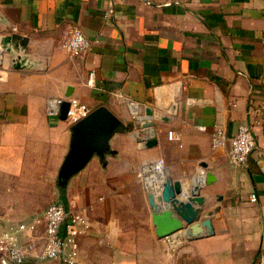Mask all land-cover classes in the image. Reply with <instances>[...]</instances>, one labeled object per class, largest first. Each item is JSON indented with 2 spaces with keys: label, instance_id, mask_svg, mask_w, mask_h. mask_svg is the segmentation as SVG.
Segmentation results:
<instances>
[{
  "label": "crops",
  "instance_id": "obj_1",
  "mask_svg": "<svg viewBox=\"0 0 264 264\" xmlns=\"http://www.w3.org/2000/svg\"><path fill=\"white\" fill-rule=\"evenodd\" d=\"M69 25L93 41L79 56L61 47ZM13 34L28 40L19 68L17 54L0 43V225L43 220L51 203L65 202L92 225L79 237L76 264L264 258V0H0V39ZM57 98L90 110L105 105L135 125L116 133L112 152L95 155L66 187L59 171L74 124L47 114ZM150 119L154 147L139 128ZM246 123L257 146L241 165L231 160L229 142L212 145V134L222 128L233 137ZM160 159L164 174L148 186L140 173ZM166 177L182 183L181 200L200 187L213 235H157L148 193L158 194ZM44 230L42 222L34 237ZM175 247L176 261L169 255Z\"/></svg>",
  "mask_w": 264,
  "mask_h": 264
},
{
  "label": "built area",
  "instance_id": "obj_2",
  "mask_svg": "<svg viewBox=\"0 0 264 264\" xmlns=\"http://www.w3.org/2000/svg\"><path fill=\"white\" fill-rule=\"evenodd\" d=\"M111 12L113 9L110 10ZM93 41L77 25H69L61 41L62 49L70 56H79L91 48ZM93 77V74H92ZM64 99L57 98L48 102L46 111L51 117L59 116ZM67 120L75 124L87 116L91 110L81 105L76 99H70ZM253 127L246 123L238 127L233 137H228L222 128H216L212 134L214 147H225L230 143V157L236 164H245L249 155L257 146ZM169 139H177L173 131H169ZM165 162L157 160L147 165L140 173L149 186L164 174ZM252 202L257 195L252 194ZM45 224L42 239L34 237L40 223ZM91 221L82 212H70L61 202L51 203L42 219L20 222L9 228L0 225V264H25L28 259L35 261L59 259L66 264H76L79 259V237L91 229ZM23 237H28L23 241ZM258 264H264L262 257Z\"/></svg>",
  "mask_w": 264,
  "mask_h": 264
},
{
  "label": "water",
  "instance_id": "obj_3",
  "mask_svg": "<svg viewBox=\"0 0 264 264\" xmlns=\"http://www.w3.org/2000/svg\"><path fill=\"white\" fill-rule=\"evenodd\" d=\"M27 38L19 34L7 35L0 39L3 49L11 54H17L13 59V67L23 66L25 57L20 54L27 48ZM71 103L64 100L60 117L67 120ZM147 115L152 116L151 109L146 110ZM134 123L126 126L105 105H100L75 123L71 129V145L59 171V184L66 187L71 177L80 172L96 155L101 159L112 152L110 141L116 133L134 128ZM155 126V121L146 120L139 125L143 136L141 141L147 147L158 144L157 138H148L150 128ZM209 180V179H207ZM184 189L180 181L166 177L160 184L159 193H148L149 204L153 209V221L157 227V235L167 238L180 231H184L188 240L202 236L213 235V225L210 217L202 219L203 211L207 206L205 197L200 194V187L193 185L190 195L185 200L179 196ZM207 231L204 233L203 230Z\"/></svg>",
  "mask_w": 264,
  "mask_h": 264
},
{
  "label": "rangeland",
  "instance_id": "obj_4",
  "mask_svg": "<svg viewBox=\"0 0 264 264\" xmlns=\"http://www.w3.org/2000/svg\"><path fill=\"white\" fill-rule=\"evenodd\" d=\"M38 234V233H37ZM35 235H36V233H35ZM178 248L177 247H175L174 249H172L170 252H169V255H170V257L173 259V260H175L176 261V256H177V252H176V250H177Z\"/></svg>",
  "mask_w": 264,
  "mask_h": 264
},
{
  "label": "trees",
  "instance_id": "obj_5",
  "mask_svg": "<svg viewBox=\"0 0 264 264\" xmlns=\"http://www.w3.org/2000/svg\"><path fill=\"white\" fill-rule=\"evenodd\" d=\"M61 203L64 204V205L66 206L65 202H61Z\"/></svg>",
  "mask_w": 264,
  "mask_h": 264
}]
</instances>
